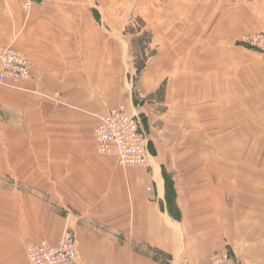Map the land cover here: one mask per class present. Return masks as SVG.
I'll return each mask as SVG.
<instances>
[{"label":"crops","instance_id":"1","mask_svg":"<svg viewBox=\"0 0 264 264\" xmlns=\"http://www.w3.org/2000/svg\"><path fill=\"white\" fill-rule=\"evenodd\" d=\"M130 7L156 49L135 80ZM259 31L264 0H0V44L32 64L0 86V264L67 226L75 264H264V60L241 43ZM119 105L149 133L144 166L95 150Z\"/></svg>","mask_w":264,"mask_h":264},{"label":"built area","instance_id":"2","mask_svg":"<svg viewBox=\"0 0 264 264\" xmlns=\"http://www.w3.org/2000/svg\"><path fill=\"white\" fill-rule=\"evenodd\" d=\"M21 0L25 12L36 2ZM241 43L260 53L264 60V31L245 34ZM32 77L30 58L11 45L0 44V86L19 88ZM144 98V95H141ZM95 150L100 155L113 157L122 167H140L150 156L147 132L142 118L131 113L125 105L110 109L94 129ZM29 264H75L77 241L72 228L66 227L56 243L40 240L26 248ZM229 253H214L207 264H229Z\"/></svg>","mask_w":264,"mask_h":264},{"label":"rangeland","instance_id":"3","mask_svg":"<svg viewBox=\"0 0 264 264\" xmlns=\"http://www.w3.org/2000/svg\"><path fill=\"white\" fill-rule=\"evenodd\" d=\"M129 15H130V18H129L128 24L126 26V29H127L128 33L131 35L130 62L132 63V65L134 67V70L132 72V75L134 76V80H135V78H136L135 75H137V76L140 75V74H138L136 72V66H135L136 60L137 61H138V59L144 60L145 61V65H147V62H148L149 58L152 57V56H154L156 54V51H155V54H153L152 56H149L150 52L152 50L154 51L156 49L154 47V44H152L153 43V33H152L153 29L150 27V25L147 24L144 20H141L140 16H136L137 15V12H136V8L135 7H130V9H129ZM146 31H150L152 33V39H151L152 42L149 44V46L146 45L148 43L144 44V45L147 46V49L145 51V55H148V56L147 57L146 56H144V57L140 56V57L137 58L136 55H138V50H139V48H140L141 45H133L132 44V39H134V37H136V36L143 35L144 32H146ZM163 93H164V89H163L162 94ZM141 95H144V98H141ZM137 98L139 100H141V99L147 100V99H149V96L148 95H145V94H142V93L141 94L138 93ZM3 120L4 119H2V122H3ZM145 130L147 132L148 144H149V139L150 138H149V133H148L146 127H145ZM181 141H183V142L184 141H186V142L188 141V133L185 134L184 136H182ZM184 153H185V150H182V149H179L178 150V154L179 155H182ZM2 171H5V170H2ZM12 186H13V182L7 176V173L6 172L0 173L1 199H9V193H8V191L10 190V187H12ZM17 187H18V189H20L19 183H18ZM34 242H37V241H34ZM27 246H26V248H27ZM25 252H26V249H25ZM26 256H27V254H26Z\"/></svg>","mask_w":264,"mask_h":264},{"label":"trees","instance_id":"4","mask_svg":"<svg viewBox=\"0 0 264 264\" xmlns=\"http://www.w3.org/2000/svg\"><path fill=\"white\" fill-rule=\"evenodd\" d=\"M151 39H152V33L150 31H146V32H144L143 35L136 36V37H134V39H132V44L133 45H141L140 48H139V50H138V55H136L137 58L140 57V56H142V57H144V56L147 57L148 56V55H145V51L147 49V46H149V44L152 42ZM146 43H148V44H146ZM144 44H146L147 46L144 45ZM155 51L156 50H154V51L152 50L150 52L149 56H152L153 54H155ZM135 66H136V72L138 74H140L145 69V67H146L145 61L144 60H141V59H138V61L136 60ZM163 89H164V87L161 86L156 91V94H158V95L159 94H162Z\"/></svg>","mask_w":264,"mask_h":264}]
</instances>
